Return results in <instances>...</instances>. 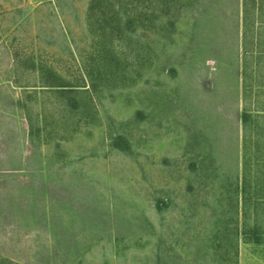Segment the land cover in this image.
Returning a JSON list of instances; mask_svg holds the SVG:
<instances>
[{
	"label": "rangeland",
	"instance_id": "rangeland-1",
	"mask_svg": "<svg viewBox=\"0 0 264 264\" xmlns=\"http://www.w3.org/2000/svg\"><path fill=\"white\" fill-rule=\"evenodd\" d=\"M0 264H264V0H0Z\"/></svg>",
	"mask_w": 264,
	"mask_h": 264
}]
</instances>
